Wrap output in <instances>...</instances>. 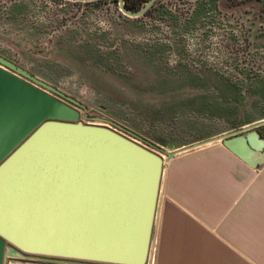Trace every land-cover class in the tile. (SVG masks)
Segmentation results:
<instances>
[{
  "label": "rangeland",
  "instance_id": "1",
  "mask_svg": "<svg viewBox=\"0 0 264 264\" xmlns=\"http://www.w3.org/2000/svg\"><path fill=\"white\" fill-rule=\"evenodd\" d=\"M0 54L166 159L264 120V0H156L138 17L119 0H0ZM26 255L40 260L5 264L87 263Z\"/></svg>",
  "mask_w": 264,
  "mask_h": 264
},
{
  "label": "water",
  "instance_id": "2",
  "mask_svg": "<svg viewBox=\"0 0 264 264\" xmlns=\"http://www.w3.org/2000/svg\"><path fill=\"white\" fill-rule=\"evenodd\" d=\"M155 1L138 10L119 5L138 17ZM0 64L88 110L1 54ZM219 140L249 165L264 164V120L184 150ZM165 162L109 127L85 123L76 108L0 66V264L40 260L26 254L152 264Z\"/></svg>",
  "mask_w": 264,
  "mask_h": 264
},
{
  "label": "crops",
  "instance_id": "3",
  "mask_svg": "<svg viewBox=\"0 0 264 264\" xmlns=\"http://www.w3.org/2000/svg\"><path fill=\"white\" fill-rule=\"evenodd\" d=\"M152 241V264H264V164L249 165L221 140L176 151Z\"/></svg>",
  "mask_w": 264,
  "mask_h": 264
},
{
  "label": "trees",
  "instance_id": "4",
  "mask_svg": "<svg viewBox=\"0 0 264 264\" xmlns=\"http://www.w3.org/2000/svg\"><path fill=\"white\" fill-rule=\"evenodd\" d=\"M149 0H125L127 6L131 9H136V8H140L142 6L145 5V2H148ZM247 1V0H245ZM153 5L151 6V8L146 12H150L152 9Z\"/></svg>",
  "mask_w": 264,
  "mask_h": 264
}]
</instances>
